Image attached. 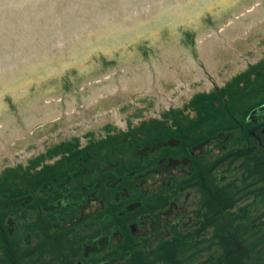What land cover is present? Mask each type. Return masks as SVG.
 Returning a JSON list of instances; mask_svg holds the SVG:
<instances>
[{
    "label": "flooded vegetation",
    "instance_id": "af4514ba",
    "mask_svg": "<svg viewBox=\"0 0 264 264\" xmlns=\"http://www.w3.org/2000/svg\"><path fill=\"white\" fill-rule=\"evenodd\" d=\"M255 71L236 83V95L214 85L216 96L194 91L178 111L169 104L152 117L127 113L53 135L48 144L26 145L21 160L0 168V264H221L224 241L208 237V228H246L238 243L231 237L241 251L257 228L258 179L232 170L213 178L209 171L230 168L237 153L251 154L254 163L255 152L264 151V75L260 66ZM258 76L262 82H253ZM209 104L213 116L236 127L216 123L208 131ZM47 105L27 111L47 115L58 104ZM58 119L39 132L52 130ZM230 142L237 150H229ZM236 205L238 224H225Z\"/></svg>",
    "mask_w": 264,
    "mask_h": 264
},
{
    "label": "rangeland",
    "instance_id": "374dc122",
    "mask_svg": "<svg viewBox=\"0 0 264 264\" xmlns=\"http://www.w3.org/2000/svg\"><path fill=\"white\" fill-rule=\"evenodd\" d=\"M188 45H192L196 53L189 51ZM155 48H163L162 54H154L152 49ZM152 49L150 52L144 51L130 63L110 68L57 94H35L19 102L0 119V168L10 161L22 158L26 145L29 150L37 144H48L53 135L66 137L72 130L81 132L98 127L106 120H120L127 113H131V118L152 117L157 110L169 104L173 105L171 111H178L176 105L188 103L194 91L211 90L214 84L226 86L238 77L246 78L247 73H255L254 68L257 65L261 67V75H264V0H252L207 25L189 43L156 45ZM194 55L204 64L207 74L198 66ZM190 57L191 68L196 65L199 75H195V71L185 64V60L188 61ZM180 58H183L181 62L178 61ZM162 70L167 73L160 74ZM239 71L244 75L239 76ZM258 77L253 82H262ZM41 97L45 99H39ZM39 100L47 104L57 103L58 111L45 118L46 120L42 118L29 126L24 125L23 117L19 114L20 107L27 104L23 111L31 110L41 102ZM207 112V118L212 115L210 120L207 119L208 131L212 132L213 127L217 129L216 123H222V127L218 129L231 130L236 127L235 123L221 122V119L213 116L214 108L210 107ZM57 116L60 124L53 126L52 130L48 129V132H39L43 125ZM226 117L233 122L230 115ZM14 125L17 130L12 129ZM27 140L30 142H26ZM229 150H237L234 142L229 143ZM255 154L257 157L254 163H250L253 159L251 154L239 158L241 155L238 157L237 153L229 161L230 168H224L218 174L215 170H210L209 175L213 178L221 174L228 176L232 170L235 172L234 176H248L252 181L258 179L254 193L259 202L253 208L258 228L261 225L260 220L264 218V215H259L264 212V151H256ZM209 160L213 161L214 156H209ZM256 171L260 177L252 176ZM208 181L211 186L215 184L210 178ZM234 186L235 189L240 188L241 182H234ZM239 208L240 205H236L226 212L230 216L225 217V224H238L240 218L235 211ZM245 229L240 228L239 232ZM236 230L237 228H208V237L222 236L224 241V259L220 263L264 264V230L258 229L250 235L246 246L239 252L234 251L231 245V237L239 233ZM255 233H259L258 239L255 238L258 236Z\"/></svg>",
    "mask_w": 264,
    "mask_h": 264
},
{
    "label": "water",
    "instance_id": "95a60500",
    "mask_svg": "<svg viewBox=\"0 0 264 264\" xmlns=\"http://www.w3.org/2000/svg\"><path fill=\"white\" fill-rule=\"evenodd\" d=\"M250 1L0 0V119L35 94H57L132 62L146 51L140 45L189 43L193 38H175V27L186 22V29L199 33ZM160 28L172 34L165 41L153 36ZM141 35L145 37L123 47ZM47 68L58 82L48 80L28 89V82L21 85L44 76ZM69 79L72 82H66Z\"/></svg>",
    "mask_w": 264,
    "mask_h": 264
},
{
    "label": "trees",
    "instance_id": "16d2710c",
    "mask_svg": "<svg viewBox=\"0 0 264 264\" xmlns=\"http://www.w3.org/2000/svg\"><path fill=\"white\" fill-rule=\"evenodd\" d=\"M258 229H261L262 231L264 230V228H257L256 230H258ZM264 232V231H263ZM253 234V233H252ZM251 234V235H252ZM255 234H259V233H255ZM239 235V236H238ZM242 234L241 233H239V234H237L236 236H235V241L238 243L239 241H241L242 240V236H241ZM238 236V237H237ZM258 237H259V235L257 236V237H255V238H257L258 239ZM231 245L233 246V248L235 249L234 251H236V250H238V248H237V246H236V243L234 242V241H232L231 242ZM240 248V247H239Z\"/></svg>",
    "mask_w": 264,
    "mask_h": 264
},
{
    "label": "bare ground",
    "instance_id": "6f19581e",
    "mask_svg": "<svg viewBox=\"0 0 264 264\" xmlns=\"http://www.w3.org/2000/svg\"><path fill=\"white\" fill-rule=\"evenodd\" d=\"M224 34V33H223ZM224 43V42H223ZM150 52V51H148ZM159 53V52H158ZM158 53H154V54H158ZM24 107V108H23ZM27 107V104H23L21 107H20V112H22L25 108ZM25 121H26V124L24 123V125L26 126H29L30 124L28 123L29 122V118H25Z\"/></svg>",
    "mask_w": 264,
    "mask_h": 264
}]
</instances>
